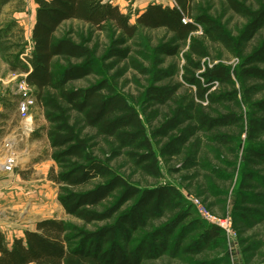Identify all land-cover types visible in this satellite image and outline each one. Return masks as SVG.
Instances as JSON below:
<instances>
[{"label": "rangeland", "instance_id": "1", "mask_svg": "<svg viewBox=\"0 0 264 264\" xmlns=\"http://www.w3.org/2000/svg\"><path fill=\"white\" fill-rule=\"evenodd\" d=\"M236 1L251 11L264 6V0ZM192 6L194 23L195 17L205 16L217 29L207 33L204 25L197 24L196 31L185 40L177 41L174 34L164 28L138 27L135 35L125 40L110 26L98 31L83 22L68 20L55 33L56 38L67 37L87 47L90 57H55L52 61L54 75L57 77L67 68L78 67L87 70V74L68 82L66 89L104 84L103 94H109L110 90L121 93L145 126L158 161L157 176L147 174L142 164L136 163L135 155L142 150L120 147L114 137L104 136L96 127L87 125L84 115L64 102L56 89L46 88L41 99H37L33 90L35 103L29 108V116L21 118L17 111L18 84L24 74L8 68L7 56L16 47L3 51L0 46V137L18 128L16 132H21L22 141L33 148L39 147L44 156L41 168L23 166L6 171L2 163L12 153L8 142L0 148V175L10 181L18 179L21 172L29 178L28 181L18 179L21 188L16 190L20 194L17 201L20 206L15 207L17 211L8 204L4 206L1 215L6 221L17 219L18 212L24 225L44 218H60L73 236L77 234L75 229L92 231L113 223L130 207L131 202H128L113 218L94 223H85L64 212L58 201V187L47 180L49 167L61 171L51 158L53 149L48 136L61 117L86 140L93 156L131 184L139 188L168 184L178 191L181 198L175 200L172 207L159 215L148 216L143 226L130 230L128 240L118 237L124 248L133 249L152 232L162 229L178 215L186 214L168 237L165 250L160 251L159 243H155L153 246L160 253L151 252L141 264H264V161L253 155V151H264V109L257 106L264 101V77L244 73L247 68L264 72V61L246 62L264 41V25L252 31L251 17L233 12L226 0H193ZM35 8L34 0H9L0 6V29L15 24L7 44L17 43L16 33L20 29L23 32V41L19 43L25 53L20 57L31 50L30 31ZM123 12L129 13L131 22L134 21L135 10L131 3L123 7ZM219 34L228 40L219 39ZM172 48L176 49L175 53L161 51ZM218 66L225 68L229 77L224 81H207L205 74ZM192 78L195 82L190 81ZM199 86L206 88L203 97L198 95ZM151 88L175 90L171 97L160 100ZM228 114L236 116L237 121L212 128L199 127L200 116L218 118ZM173 116L180 120L178 127L166 135L156 133L160 125ZM186 128L197 129L179 144L175 138ZM25 132H28L27 137ZM32 136H40L39 144L31 142ZM170 144L178 151L167 152ZM104 180L98 178L72 190H87ZM118 193L115 191L100 204L87 209L102 211L115 202ZM191 198H197L214 214L230 215L233 222L230 233L222 231L216 240L198 251L187 252L185 249L194 245L201 230L208 225L197 215ZM177 241L179 245L175 248Z\"/></svg>", "mask_w": 264, "mask_h": 264}, {"label": "trees", "instance_id": "2", "mask_svg": "<svg viewBox=\"0 0 264 264\" xmlns=\"http://www.w3.org/2000/svg\"><path fill=\"white\" fill-rule=\"evenodd\" d=\"M192 1L172 0L171 5L148 4L143 11L135 12L134 21L131 22L129 13L121 11L108 0H34L36 8L30 31V52L20 57L25 53L24 46L20 44L23 41L21 29L16 33L18 42L12 46L7 44L6 41L12 36V26L15 25L13 23L5 29H0V46H3V51H11V48L16 47L7 56L8 68L12 72L24 74L23 79L32 86L37 99L42 98L46 88L58 90L64 102L84 115L87 125L96 127L104 136L114 137L120 147L132 146L142 150L141 154L135 155L136 163L142 164V169L147 174L157 176L158 161L145 126L136 109L121 93L110 90L109 94H103L102 90L106 87L104 84L66 89L65 85L68 82L87 74V70L78 67L67 68L57 77L54 75L52 61L55 57L75 59L90 57V50L87 47L67 37L56 38L55 33L60 25L68 20L83 22L98 31L110 26L120 32L125 40L132 38L138 27L164 28L174 34L177 41L185 40L190 33L196 31L197 24L204 25L207 33L216 30L217 27L205 16L195 17V23L193 22ZM226 1L233 12L251 17L252 31L264 25V6L251 11L236 0ZM8 2L9 0H0V6ZM218 38L228 40L222 35ZM161 51L175 53L176 49ZM195 52L202 53L200 50ZM256 61H264V41L246 59L247 63ZM244 73L264 77V72L256 68H247ZM205 76L208 78L207 81L213 79L224 81L229 77L227 70L220 66L209 69ZM190 81L195 82V79L192 78ZM151 89L160 100L171 97L175 90V88ZM205 90V86H199V97H203ZM257 106L264 109V101L257 103ZM57 119L58 124L48 136L50 147L53 149L51 158L61 171L57 172L53 166L50 167L47 179L58 187V201L64 212L85 223H94L113 218L128 202H131V205L113 220V223L92 231L75 229L77 234L73 236L69 234L66 222L60 218L40 219L35 222L32 230H24L23 236L15 237L10 242L0 233V264H141L151 252L164 251L168 237L187 217L186 214L178 215L162 229L152 232L149 240L141 241L133 249L124 248L118 242V237L128 240L130 230L143 226L148 216L159 215L166 208L172 207L175 200L181 198L176 188L168 184L151 188H139L131 184L102 160L93 156L86 140L61 117ZM236 121L237 117L233 114L218 118L205 116L198 118L199 127L209 128ZM179 124L180 120L173 116L163 122L156 133L166 135ZM196 129L186 128L175 141H179V144L184 143ZM166 151L178 150L170 144ZM253 155L264 161V151H253ZM98 178L105 180L87 190L80 192L72 190L86 186ZM115 191L119 193L112 205L102 211L87 209L89 206L100 204ZM221 232L217 226L208 224L201 230L194 245L185 250L198 251L202 246L216 240ZM155 243H159L160 251L153 246ZM176 243L175 248L179 245L178 241Z\"/></svg>", "mask_w": 264, "mask_h": 264}, {"label": "crops", "instance_id": "3", "mask_svg": "<svg viewBox=\"0 0 264 264\" xmlns=\"http://www.w3.org/2000/svg\"><path fill=\"white\" fill-rule=\"evenodd\" d=\"M114 5H117L121 11H123V7L131 3V7L135 12H141L145 9L148 4L158 3L163 5H171V2H164L165 0H108ZM18 128H14L10 131L8 135H2L0 137V148L5 146L8 142V146L10 149V153H12L16 158V165L14 168H21V167H32L33 169L41 168L43 165L41 164L43 160V154L39 147L33 148L31 147L28 142L22 141L23 135L21 132H16ZM31 131V128L29 129ZM24 134V133H23ZM25 136H28V132H25ZM20 137V138H18ZM27 139V138H26ZM40 136H32L30 138L31 142H35L39 144ZM27 141V140H26ZM6 155V153H4ZM48 156V155H47ZM46 161V160H45ZM50 168V167H49ZM49 171V170H48ZM21 174V177H19ZM18 174V179L23 181H28L29 178L27 176H23L21 172ZM17 177L13 180H8L3 178L0 175V233L4 235L5 239L10 242L15 237L23 236L24 230H32L34 228L35 222L29 225H24L21 219V212L17 213V219L13 221H6L4 219L2 213V209L4 206L8 204V207H12L14 211H17L15 207L20 206L19 197L20 194L17 192L16 189L21 188V184H19V180ZM48 180V179H47ZM8 181V183H7ZM21 182V181H20ZM49 183H52L48 180ZM53 184V183H52ZM40 220V219H39ZM38 221V220H37Z\"/></svg>", "mask_w": 264, "mask_h": 264}, {"label": "built area", "instance_id": "4", "mask_svg": "<svg viewBox=\"0 0 264 264\" xmlns=\"http://www.w3.org/2000/svg\"><path fill=\"white\" fill-rule=\"evenodd\" d=\"M33 88L22 79L18 84L19 101L17 111L21 118L26 119L29 114V108L35 103V98L32 96ZM16 165L14 155H7L2 163V168L6 171H12ZM191 203L196 209L197 215L206 223L217 226L221 231L230 233L232 229V218L230 215H217L202 206L197 198H191Z\"/></svg>", "mask_w": 264, "mask_h": 264}]
</instances>
